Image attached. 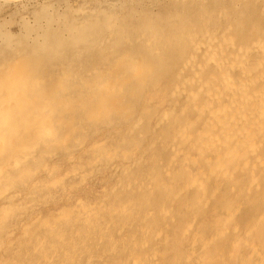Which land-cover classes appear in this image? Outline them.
<instances>
[{
    "label": "rangeland",
    "instance_id": "obj_1",
    "mask_svg": "<svg viewBox=\"0 0 264 264\" xmlns=\"http://www.w3.org/2000/svg\"><path fill=\"white\" fill-rule=\"evenodd\" d=\"M184 2L185 0H0V227L11 228L12 235L9 237L11 246H17L18 242L15 244L14 241L17 240L16 238L21 236V240L19 242V244H22L21 252H24L23 250L26 248H31V246L37 243L38 239L41 238V230H44L46 224L49 225L52 223L51 221H57L58 219L60 221L58 216L59 213L61 211L64 212V210H67V208H70L71 204L75 202L77 198L80 199L82 206L85 204L84 207L102 202L105 208L103 212L104 214L102 216L103 220H108L110 217H112L116 212L115 208L121 206H119V204L127 205L129 203H133L134 201L132 199H137L135 203L138 204L139 202L142 206L146 207L151 206L150 208H152L153 205H159L168 202V200L164 198L166 193L164 191V187L169 178L164 174H156V172L152 170L151 166L154 165L157 159L158 161H156L155 164L161 163V160H168L170 156H172L170 149L165 146L169 142V138H171L172 134L170 132H173L175 127L178 126L179 122H184V120H182L183 118H185V122L191 119L194 120L197 108H195V105L190 106L189 111L191 113L189 112V114H187L188 119L186 118V114H178L175 121L169 122L166 120L165 122L164 120L163 125L161 122V124L158 125V123H156V119H158L161 113L164 112L163 110L169 109L170 107L178 109L184 104L186 101L184 97L181 95H174L172 94V91H174L176 84H179V81L183 78V76L187 75V73L183 72L180 75L181 77L179 76L176 79H172L170 76L171 67L166 65V59L164 57V66L162 62H148L149 65H144V63H142L144 69L146 70L142 69V67V70L139 69L138 71L139 73L143 72V77H141L142 75L140 74L138 75V72H135L133 75L126 74L122 76L119 75L120 67H117L115 62H117V60H122V62L128 61V56L134 51L131 50L129 45H126L124 42L125 35H129V37L126 39L131 43L133 42V39L135 40L143 37L142 45H140L139 48L144 49V46L146 48L148 45L147 42L149 41V44L151 43L149 39L151 37H149L150 30L142 31L143 29H147L144 27L148 24L152 26L153 23L156 27L158 25V21L163 16L172 12V10L177 6L180 7ZM187 2H189L188 5L197 12L200 5L206 4L207 7H209L208 9L211 11V16H213L210 20L212 24H221V22L226 18L221 19L219 17L216 18L215 16L218 15V12L221 10H224L225 8V10H227L229 8L228 11L230 14V20L233 21V19L236 18V20L240 19L243 21V23H241L242 29H239V31H237L238 33L235 32L234 34L236 39H239V36H250L251 29L255 25H257V32L261 33L264 31V10H262L264 5L263 0H254L252 2L241 0V3L238 5L239 7L235 5L234 7L231 5L230 0H189ZM111 13H115L114 16L119 18V25H121L123 33L118 36L114 31L115 34H113L110 39H106L105 45H108V55L107 58L101 59L97 56L95 49H92L91 46L92 44L98 45L101 39H104L105 35H107L108 30L106 29L109 25V17L113 15ZM231 13L234 18L231 16ZM233 13H235V15H233ZM196 14L198 15V13ZM56 27L63 29V40L61 37H59L60 35H53L52 32L55 31L54 29H56ZM47 29L49 33L47 32ZM50 29L52 32H50ZM64 33H69L68 36L70 37L71 42L64 39ZM140 35L141 37H139ZM43 36L48 37V39L50 38L49 40L52 45L51 49H54L56 46H59L60 48L62 47L61 49H63V52L61 49H59L57 52L60 54V57L55 56L57 53L53 54L51 50L46 51L47 54L46 52L44 53L43 48H40V46L37 45V38H43ZM81 36L82 42L79 43L78 38ZM146 37L148 40L145 39ZM123 42L125 44H123ZM81 43H83L85 46L82 47L83 44ZM8 46L11 48H8ZM177 48L178 49H175L170 56H166L168 57L167 60L169 59L170 61L174 60L177 62L182 57H185L187 50L189 51V47L187 46L182 50L181 46H178ZM17 51L18 53H15ZM65 62L74 66L75 77H65L64 66L63 68L61 67L62 65L66 64ZM147 71L148 73H146ZM60 81H62L61 84L63 86L60 84ZM116 82L119 86L116 87L114 92L111 91V93L113 92V97H107L105 93L106 91L103 89L104 86L107 84L109 85L110 83L115 84ZM40 83H43L46 86L41 88ZM120 83L122 85H120ZM186 84L188 89L195 87L194 83ZM57 87L59 88V91ZM53 94L54 97H51ZM72 95H75V98H71ZM103 100H106L104 111L98 112L96 106H98V104ZM138 114L144 115L145 123L143 121L144 124L142 123V126L144 125L143 128L147 131L141 130V126L139 128H132L130 126L132 124L133 118ZM157 115L158 117H156ZM188 115L191 117L190 119ZM90 117V120L93 119L92 123H88L86 121ZM203 118L204 115L199 120H197L199 122L198 124H200V121H202ZM197 121L195 124H197ZM52 122L61 124V131L58 134L54 133L55 136L53 134L49 137L45 136V134L50 131L48 129L51 128L50 125ZM174 124L176 125L172 127ZM195 124L194 128H191L193 134H196L194 131L196 128L198 129L199 126L197 124L196 127ZM168 125H170V127ZM133 129H135V132ZM142 132L145 137L140 135ZM155 132H157V134ZM25 134L27 136H25ZM150 135H153L154 139L158 138L157 142H154V144L150 142V140H153V136L151 137ZM31 136L34 137V139H32ZM50 137L55 139L53 144L48 143L47 139H50V141L52 140ZM120 138H126L129 141L133 140V143L128 142L129 144L126 146L123 153H117L115 150H113L115 140ZM141 139H143L142 143L139 142ZM73 140L77 141L78 150L77 152H74L75 154H70V150L68 149L67 145L69 141ZM138 143L140 144L138 145ZM139 146H141V148ZM148 146L151 147L149 148ZM263 149L264 146L257 154L264 155V151H262ZM139 153H143L144 158L147 159L146 163L132 166L131 169H133L134 172L131 170H122V161L119 160L121 159L120 156L132 159L133 157L135 158L140 155ZM146 154H149V156ZM16 155H19L17 161H15ZM42 155L46 157V160H43L44 157ZM113 155H115L114 159ZM116 160L117 162H115ZM252 160L254 161V158ZM113 162L118 163L115 165L116 167L118 166L117 169L113 165ZM150 163L151 166L149 165ZM147 165H149L151 169H149ZM172 166H174V169L176 167V172L179 168V176L184 175L185 169L181 168L183 169L181 170L180 167L175 163ZM257 167L258 166L254 167V169L256 168L257 172L253 171V173L259 178V180L262 177V182L257 188H249L246 186L248 180L246 178L245 184L244 178L246 176L250 177V174L246 175L247 172L245 170H238L234 173L235 178L237 177L235 180L237 182L236 187L239 184L237 187V192L240 193L237 194L243 201L239 214H237L232 220V227L229 228L225 233L221 234L220 238L218 239V243L221 240L222 242L219 244L217 243V249L215 247L216 245L213 248L211 247L214 251L216 250L217 253H219V250L222 248L224 243L229 242L228 240H233L237 236L236 231H238L241 227L244 228L248 220L253 219L254 216L256 217L260 211H264V166L259 168ZM259 169L260 171H258ZM240 171L243 172V174L240 173ZM128 173L133 177L130 176L129 178ZM237 174L238 176H236ZM239 174H241V176H239ZM136 175L138 177L142 175L143 177L141 176V179L146 176L149 177L150 175V180L159 184L157 186V191L152 196H146L144 189H142L143 192L141 190H137L139 194L137 192L131 194L129 192V194L116 193L112 189L114 186V181L116 182L120 180L124 183H132L136 180L139 181L140 177L138 178ZM51 176L56 177L54 185L52 183L53 180ZM128 180L129 182H127ZM34 181L36 182V186L42 188L41 194L43 197L28 200L25 198L24 200H27L26 202H28V204L24 202L14 210H12L13 206H7L8 208L4 207L5 202L3 200V194L9 193L12 195H18L19 192L25 193V190H27L29 186H32L31 184ZM160 183L164 187L160 186ZM52 185L53 188L51 189L50 187ZM78 186H83L85 193H83L80 197H76L74 193ZM226 188L228 189L226 190ZM195 191V187H190L182 193L183 195L181 194L184 199L179 198L181 197L180 194L178 195L179 197L177 196L176 209L173 211L174 215L172 214L174 217L164 218L158 213H154L153 220L157 217L159 223L156 218V221H152L151 224L155 225V227L162 226L165 228L168 241L158 244L156 238L149 236L148 234H146V240L148 242L147 245L161 246L159 247V252L161 253L160 260L163 263L169 264L176 259L175 257L183 254L182 251L185 242L188 240V235L185 236L181 234L184 221L187 219H192L191 216H193V218L195 216V225L204 224L207 225L209 229H212L214 223L217 222L219 217V203H221L229 194L235 192L236 189H233L230 186L228 187L227 184H221L219 190L220 195L218 197L219 199L213 198L210 200V203H213V205L209 203L208 206L211 205L210 207H207L209 211L205 209V212L204 209L199 210L198 208L195 209L193 207L190 208L191 210H180V207L183 206L180 203L186 202L184 206H192L191 202L195 199L194 196L197 193V191ZM246 194L248 195L246 196ZM254 197H257V199ZM252 198H254V201ZM255 201L259 202L256 203ZM250 205L253 207L251 208ZM177 207H179L178 210ZM257 208L259 209L257 210ZM178 211H180V214H178ZM132 213L133 216L131 215L130 217L128 216L129 214L126 216H120V220L123 218L127 220L126 221L123 219L120 221L121 223L127 222V225H125L124 229L125 233L123 232L121 235L116 233V230L113 228L116 226L114 224L110 230L107 229L106 232L102 235L100 234V236L97 234V230H95V227H97L95 224L91 226L89 224L92 223H88L89 226H85L86 229H81L84 227L82 221L84 222L85 217L78 215L81 217L80 219V217L78 218L77 216V219L79 220V228L77 229L78 232H76L77 230H73L74 227H70L67 224H65L67 226L62 228V232L65 231L64 234L69 232L68 234L66 233L65 236H63L62 233V242H60V244H63L64 240L65 243L68 240L69 244H66V247L56 246L52 249V251L51 249L49 251V249L45 248L48 245V243L46 244L45 242L43 243L44 245H41V248H37L34 253H40L43 250H47L48 253L52 254V252L54 253V250H56L58 253H61L59 254L61 257L56 260L57 264H65L66 262H70V264H82L84 263L82 260L88 254H92V256L94 255L95 257H105L103 260H98V258H96L95 260L91 261V264H114L118 258H125L130 248L117 246L115 248L116 252L114 251V254L108 255L110 245H116V242L119 245L122 242L124 243L127 241H132V238L140 239V237H143L145 233L146 228L144 230V226L142 227L140 226V223H137V218L140 216L139 210H135ZM194 214H196L197 217ZM200 216L204 219V223ZM208 216H210L211 221L208 220ZM23 217L30 218L31 221H33L31 225L27 224L26 227L25 224L21 223L20 220ZM36 219L37 221L35 222ZM17 220L19 222H17ZM131 220H133V224L131 223ZM163 220L165 221L163 222ZM207 220L208 222L205 224ZM236 221L241 225V227ZM236 224H238V227H234L237 226ZM129 225H131V227ZM22 227H25L23 228V231L26 228L28 229L29 233H27L26 237L21 235V233H23V231H21ZM75 227L77 228L78 226ZM231 229L233 233H230L232 232L229 231ZM85 231L91 233L87 234V238H89L88 242L90 241V244L88 242L83 243V247V245H81L82 243L80 244L78 241L79 238L77 236L84 234ZM93 231L96 233H93ZM108 231L109 234L112 235L111 237L108 234ZM174 231L178 232L174 233ZM75 234L77 238L74 236ZM96 234L98 236H96ZM232 235L233 238L231 239ZM32 237L33 239H36L33 240ZM100 237L102 239L99 240V245H97L95 240ZM169 238L173 239L170 240ZM223 238L225 239L223 240ZM104 240L106 242H104ZM69 241H78V243H76L75 251L70 250L69 245H72V242ZM110 242L112 244H110ZM173 242H175V244ZM179 242L181 244H179ZM106 243L110 245H107ZM86 246H88V248ZM130 247H133L132 252H135L134 254L138 253L139 255L141 254L140 256H144L145 252L143 249H139L138 246L134 245H130ZM163 247L166 248L162 249ZM13 251L14 248L12 250H7L3 247V245H0V263L15 264L14 262L16 260L13 259H16V253H12ZM243 251L236 255L237 259H241V254H243ZM167 252H169V254H165ZM120 253L122 255H120ZM173 253H175L174 258ZM12 255H14V258L11 257ZM28 255L30 254H27V256ZM83 255H85L84 258ZM162 255H165L164 258ZM227 257L228 256L225 255L224 258ZM5 258L9 260L7 261ZM71 258L72 260H70ZM162 258L166 259L163 260ZM169 258L173 260H170ZM24 261L26 263V258ZM22 264H24V262H22Z\"/></svg>",
    "mask_w": 264,
    "mask_h": 264
},
{
    "label": "bare ground",
    "instance_id": "obj_2",
    "mask_svg": "<svg viewBox=\"0 0 264 264\" xmlns=\"http://www.w3.org/2000/svg\"><path fill=\"white\" fill-rule=\"evenodd\" d=\"M187 1H189V0H185V2L180 7L177 6L176 8H174L172 10V12L163 16L158 21V25L156 27L154 26V23L152 26L150 24H148L147 26L144 27L147 29H143L142 31H144V30L149 31L150 30V36L149 37H151V38H149L151 43L149 44V41H148L147 42L148 45L146 46V48H145V46H144V49L139 48V46L142 45L143 37L135 39V40L133 39V42L131 43V42H129V40L127 41V39H126L129 37V35L128 36L125 35L124 42L126 43V45H129L131 50H134V51L132 52L131 55L128 56L129 57L128 61L122 62V60H117V62H115L116 66L120 67V71H119L120 74L119 75H122V76L126 75V74L133 75V74H135V72H138L137 74L138 75L140 74V75H142L141 77H143V75H144L143 72L140 71L142 73H139V71H138L139 69L140 70L144 69L142 63H144V65H145V64H148V62H150V63L151 62H153V63L162 62L163 66H164V62H163L164 57L166 59V65H169L171 67L170 76L172 79L178 78L183 72L187 73V75L183 76V78L179 81L180 83L179 84L177 83L178 85L176 84L174 91H172V94L181 95L184 97V99L186 101L184 102V104L181 107H179L180 109L170 107L169 109L163 110L164 112H162L161 115L159 113L160 117L158 119H156V123H158V125H160L162 123V125H163L164 120H165V122H166V120H168L169 122H173L177 119L176 117L178 114L179 115L180 114H186V118L188 119L187 114H189V112H190L189 109H190L191 105H195L196 107L195 106L194 107L197 108L196 112H195L196 114L194 116V120L191 119V120H188L185 122V118H183L182 120H184V122L183 121H182V123L179 122L178 126H176L174 130L172 129L173 132H170L172 134L171 138H169L170 139L169 142L165 145L166 147H168L170 149V151L172 153V156H170V158L168 160H161L162 161L161 163L155 164L156 161H158V159H157L155 161V163L151 161L152 163H154V165L151 166V163L149 164L151 166L152 170L154 172H156V174H158V175L164 174V175H167V177L169 178L167 180V182L165 183V187L162 186V184L160 183L161 184L160 186L164 187V191L166 192L164 195L165 196L164 198L166 200H168V202H165V203L159 204V205H153L152 204L153 206H152V208H150L151 206H149V207L142 206L139 202H138V204L135 203L137 201V199H132L134 201L133 203H129L127 205L119 204V206L120 205L121 206L118 208H115L116 209L115 214L112 217H110V215H109L110 218L108 220H103L102 216L104 214L103 212H104L105 208H104V205L102 202H98V203L84 207L85 204L82 206L80 199L77 198L76 201L71 204L70 208H67V210H64V212L61 211L59 213L58 216L60 218V221H59V219L57 221L56 220L51 221L52 223H50L49 225H47L45 223L46 227L44 228V230L42 228H41L42 230L40 229L41 230V234H40L41 238H39V236H38L39 239H38L37 243L32 245L31 248L25 247L26 249L23 250L24 252H21L22 244H19V242L21 240V236H19L18 238L15 237L17 240H15L14 243L16 244V242H18L17 246H13V245L11 246V241L9 239V237L12 235L11 228L10 227L9 228L8 227L7 228L6 227H0V231H1V233H0V245H3V247L7 250L8 249L12 250L14 248V251L12 253H16L15 254L16 259H13V260H16L14 262L15 264H22V262H24V264H26V263L29 264V262H30V264H57L56 260L61 257V256H59V254H61V253H58L56 250H54V253L52 252V254L48 253L47 250L46 251L40 250L41 252L40 253L35 252L36 254L34 253V251L37 250V248H39L41 245L43 246L44 245L43 243H45V242H46V244L48 243V245L46 247L45 246L44 247L49 249V251H50V249L52 251V249L56 246L61 247V246H65L66 244H69L68 240L66 241V243L64 240L63 241L64 243L60 244V242H62L61 238L63 236H65V234L67 233L66 232L64 234L65 231L62 232V228L64 226H67V225L70 227H74V228H76L75 226H78L76 229L73 228V230L76 231L79 228V225H78L79 220L77 219L78 215H82L83 217H85L84 222L82 221V224L84 227L87 226L88 223H92V224H89L91 226L93 224H95L97 226V227H95L96 228L95 230H97V234H99V236H100V234L101 235L104 234L107 229L110 230L114 224L116 226H114L113 228L116 230V233L121 235L124 232L125 225H127V222L121 223L120 221H122L124 218L122 220H120V216L121 215L126 216L128 214H129L128 215L129 217L131 215L133 216L132 212H134L135 210H137V211L139 210V213H140L139 218H137L138 219L137 223H140V226H142V227L144 226L143 227L144 230L146 228L143 237H140V239H138V238L133 239L132 238V241H127L124 243L121 241L122 243L119 242L120 243L119 245L117 244V242H116V245L112 244L111 243L112 241L110 242V244H112V245L106 243L107 245H110L108 255L114 254L115 248L117 246L118 247H126V248L129 247L130 249L127 252V255L125 254L126 257L122 258V259L118 258L114 264H167V263H163L160 260L161 259V253L159 252V247H161V246L147 245L148 242L146 240V234H148L149 236L155 237L158 244L159 243L162 244V243H165L166 241H168V237L166 235L165 228H163L162 226L155 227V225L151 224L152 221L154 222V220L157 218L156 217L153 220L154 213L156 212L159 215L163 216L164 218L165 217H174V216H172V214H173V211L176 209L175 208L176 202H177L176 199L179 197L178 195L180 194V196H181V194L190 187H195V189L197 191V193L195 194L196 197L194 196L195 199L193 198L194 200L193 199H192L193 201L191 200L192 206H190V207L188 205L184 206V204H186V202L180 203V201H179V203L183 205L182 207H180V210L181 209L191 210L190 209L191 207H193L195 209L198 208L199 210L204 209V211H205V209L208 210L207 207H210L211 205H213V203H210V200L213 198L219 199L218 197L220 195L219 190H220L221 184H227L228 187L230 186L231 188L236 189V191L229 194L221 203H219L220 205L216 203L217 205H219L218 206L219 207V209H218L219 210V212H218L219 217H218L217 222L214 223V226L212 229H209V227L207 225H204V224L203 225L202 224L201 225L200 224L195 225L194 224V222L196 221L195 216H194V218H193V216H191L192 219H187V220L185 219L186 221H184V223H183L181 234H183L185 236L188 235V240H187V242H185V245H184V248L182 251L183 254L182 255L178 254L180 256L175 257L176 258L175 260L169 258L170 260H173L169 264H264V244H263V239H264V211H260L256 217L254 216L256 214H254L253 215L254 218L252 217L253 219L248 220V222L246 223L244 228H242L241 225L236 221L242 229L239 227L240 229L238 230V228H237V230H238V231H236L237 236L233 240H228L229 242H226L222 245V248H221L222 250L220 249L221 253H220V250H219V253H217L216 250L214 251L212 249L215 245H216L215 247L217 249L218 239L220 238L221 234L225 233L229 228L232 227V225H231V223H233L232 220L237 214H239L240 207L242 205L243 200L241 198H239L238 194L240 192L239 193L237 192V187L239 184L236 187L237 182L235 180L237 177L235 178L234 173L238 170H242V171L245 170L247 172L246 175L250 174V177L246 176L244 178L245 179L244 183H245L246 178H247L248 181H247L246 186L249 188L250 187H256L257 188L260 185V183L262 182V177L259 180V178L256 175H254L253 171H256V168L254 169L255 166H258L257 168L264 166V155L257 154L259 152V150H261L262 147L264 146V31H262V32L260 31L261 33L257 32L256 31L257 25H255L251 29V35L250 36L249 35L248 36L247 35L241 36V37L239 36V39H236L234 37V34H235V32L239 31V29H242L241 23H243V21L240 19L236 20V18H234L232 16V13H231V16L234 19H233V21L230 20V14L228 11L229 8L227 10H225L226 8L224 10H221L220 12H218V15L214 14V15H216L215 16L216 18L217 17H219L221 19L226 18L221 22V24L219 22H218L219 24H214V23L212 24L210 22V20H211V17H213V16H211V11H210V9H208L209 7H207L206 4L200 5V7L198 8V12H197L195 9L193 10V8L188 5L189 2H187ZM247 1L252 2L254 0H247ZM263 2H264V0H263ZM239 3H241V0H230V4L233 6L235 5V6L239 7L238 6ZM262 10H264V5L262 7ZM196 13H198V15ZM111 14H113V15L109 17V25H108V28L106 29V30H108L107 35H105L104 39L103 38L101 39V41L98 45L92 44V46H91L92 49H95L97 56L101 59L107 58V55H108V47H107L108 45L107 46L105 45L106 39H110L112 37V35L115 33H117L118 36H120L123 33V31H122L123 29L121 28V25H119V18L117 16H114L115 13H111ZM233 15H235V13H233ZM232 17H231V19H232ZM143 19H144V17H143ZM212 19H214V18H212ZM147 21H149V20H147ZM145 23H146V20H145ZM111 28H114V29H111ZM54 30L55 31L52 32L50 29V32H52L54 36L60 35L59 37H61V39L63 40V29L60 27H58V28L56 27V29H54ZM114 31H115V33H114ZM47 32L49 33L48 29H47ZM132 33H134V32H132ZM136 33H138V32H136ZM64 34H65L64 39L71 42L70 37L68 36L69 33H64ZM139 34H140V32H139ZM135 35H133V36H135ZM139 37H141V35ZM147 37L145 39L148 40ZM81 38H82V36L78 38L79 43L82 42ZM49 39H48V37H44V36H43V38H37V40H36L37 45L40 46V48H43L44 53L46 51L51 50V52L53 54H56L59 51V49H61L62 47L60 48L59 46H56L55 48L53 47L54 49H51L52 45H51V42ZM124 42H123V44H125ZM81 44H83V43H81ZM84 46L85 45L83 44L82 47H84ZM178 46L179 47L181 46V50L183 48H186V46L189 47V51L188 50L186 51L187 54L185 55V57H182L177 62L172 60V58H171L172 61H170L169 59L167 60L168 57H166V56H168V55L170 56L175 49H178L177 48ZM8 48H11V47L8 46ZM61 50L63 52V49H61ZM40 52H41V50H40ZM15 53H18V51ZM168 53H170V54H168ZM46 54H47V52H46ZM55 56L60 57V54L57 53ZM87 64H89V63H87ZM63 66H64L65 77H68V76L75 77V75H74L75 68L73 65L66 63V64L62 65L61 67L63 68ZM146 67H147V65H146ZM144 70H146V69H144ZM146 73H148V71ZM61 82L62 81H60V84H61ZM186 83H188V84L194 83L195 87L188 89L186 86L187 85ZM40 84H41L40 85L41 88H44L46 86L43 83H40ZM120 85H122V84L120 83ZM117 86H119V85H117V82L115 84L110 83L109 85L107 84L106 86H104L103 89H104V91H106L105 93H106L107 97H113V92ZM58 87H60V86H58ZM189 87H191V86H189ZM58 91H59V88H58ZM111 91H113V92L111 93ZM7 92H9V91H7ZM36 92H37V90H36ZM168 94H170V93H168ZM51 97H54V94ZM73 97L75 98V95L71 96V98H73ZM100 103L98 104V106H96V109L98 112L104 111V107H105L104 105L106 103V100H103ZM111 105H112V103H111ZM203 115H204L203 120L200 121V124H198L199 122L197 120H199ZM156 117H158V115ZM181 118H182V116H181ZM190 118L191 117L189 116V119ZM90 119H91V117L88 120H86V119L85 120L88 123L89 122L92 123L93 119L92 120H90ZM143 121H144V115L138 114L133 118L132 124L131 125L129 124V125L132 128H139L141 126L140 129L145 131L146 129L143 128L144 125L142 126ZM196 121H197V124L199 126H198V129L196 128L194 131V132H196V134H193L191 131V128H194V124L196 123ZM144 123H145V121H144ZM177 123H178V121H177ZM197 124H195V126ZM175 125L176 124L172 125V127H174ZM50 126H51V128L48 129L50 131L47 132L45 134V136L49 137L52 134L53 135H54V133L58 134L61 131V129H60L61 124H57V123L52 122ZM168 126L170 127V125H168ZM133 130L135 132V129H133ZM169 131H171V130H169ZM155 133L157 134V132H155ZM153 134H154V132H153ZM140 135H143V132ZM25 136H27V135L25 134ZM136 136L138 137L137 134H136ZM143 136L145 137V135H143ZM158 136H160V135H158ZM32 139H34V137H32ZM37 139H36V141H37ZM51 139H52L51 141H50V139H47L49 144H53L55 141L54 138H51ZM157 139L158 138L154 139V136H153V140H150V142H152L154 144V142H157ZM139 140H140V138H139ZM142 140L143 139H141V141H139V142L142 143ZM161 140H160V142H161ZM128 142L133 143V140L129 141L126 138H120L118 140H115L113 150H115V152H117V153H123L126 146L129 144ZM139 144L140 143H138V145ZM32 145H33V143H32ZM67 146H68V149L70 150L69 151L70 154H72V153L75 154L74 152H77V150H78L77 141H75V140L69 141ZM139 147L141 148V146H139ZM136 149H137V147H136ZM262 151H264V149ZM145 153H147V152H145ZM149 153H152V152H149ZM171 153H170V155H171ZM135 154H136V152H135ZM14 155H13V157H14ZM20 155H21V153H20ZM146 155L149 156V154H146ZM18 156L19 155L15 156V161L18 160ZM114 157H115V155H113V159H114ZM120 158L121 159H119V160L122 161V164H121L122 170L124 169V171L125 170L126 171H129V170L133 171V169H131L132 166L139 165V164L142 165V164L146 163V161H147V159L144 158L143 153H141L140 155H138L135 158L133 157L132 159L131 158L128 159L127 157L125 158L123 156H120ZM155 158H153V159H155ZM253 158H254V161L252 160ZM161 159H162V157H161ZM43 160H46V157H44ZM163 161H165V162H163ZM115 162H117V160ZM10 163H11V161H10ZM119 163H121V162H119ZM174 163L176 165H178L180 167V169L181 168L185 169L184 170L185 173L183 176L178 175L179 168H178L177 172L175 170L176 167H175V169L173 168L174 166H172V165ZM117 164L118 163H114L113 165L115 166ZM149 165H147V166L149 167ZM117 167L115 166L116 169H117ZM14 168H15V166H14ZM151 168L149 167V169H151ZM183 169H181V170H183ZM258 171H260V169ZM7 172H9V171H7ZM115 173H117V172H115ZM240 173L243 174V172H241V171H240ZM124 175H126V174H124ZM130 176L131 175L129 174V178H130ZM141 176H139L140 177L139 181H137V180L134 182L131 181L132 183H124V182L116 179L118 181H116V182L114 181V184H113L114 186L112 189L116 193H128L129 192L130 194L137 192V190L142 191V189H144V191L146 192L145 193L146 196L147 195L152 196L157 191V186L159 184L157 182H155V183L152 182L150 180V178H151L150 175H149V177L146 176L142 179H141ZM144 176H145V174H144ZM236 176H238V174ZM239 176H241V174H239ZM131 177H133V176H131ZM51 178L53 180L52 183L54 185L56 177L51 176ZM160 181H161V179H160ZM127 182H129V180ZM163 183H164V181H163ZM31 185L32 186H29L27 190L24 189L26 191L25 193L19 192L18 195H12L9 193L3 194L2 195L3 200L5 202L4 207L8 208L7 206H13L12 210H14V209L18 208L21 204L26 202L28 199H36V198L43 197V195L41 194L42 188L36 186L35 181ZM53 185L50 187L51 189L53 188ZM240 188H241V186H240ZM227 189L228 188H226V190ZM238 190H241V189H238ZM231 191H232V189H231ZM74 193H75L76 197L82 196V194L84 193L83 186L82 187L78 186ZM141 195H142V193H141ZM185 195H186V193H185ZM247 195L248 194H246V196ZM181 197H179V198L184 199L183 196H181ZM188 197H190V196H188ZM257 197H254V198L257 199ZM25 198H27V200H24ZM164 198H163V200H164ZM254 198H252L253 201H254ZM16 199H19V200H16ZM138 200H140V199H138ZM258 200H259V198H258ZM120 201H122V200H120ZM245 201H244V203H245ZM258 202H256V203H258ZM26 203L28 204V202H26ZM187 203H188V201H187ZM209 203L211 204L210 206H208ZM252 207L253 206H251V208ZM178 208L179 207H177V210H178ZM195 209H193V210H195ZM258 209L259 208H257V210ZM215 210H217V209H215ZM257 210H256V212H257ZM11 212H13V211H11ZM184 212H185V210H184ZM186 212H187V210H186ZM6 213H7V211H6ZM108 213H110V212H108ZM3 214H4V212H3ZM68 214L71 216H69ZM178 214H180V211H178ZM194 215H196V214H194ZM202 216H203V214H202ZM79 217L80 216H78V218ZM134 217H136V216H134ZM163 217H162V219H163ZM196 217H197V215H196ZM207 218H208V220L211 221L210 216H208ZM80 219H81V217H80ZM124 220H126V219H124ZM198 220H200V219H198ZM208 220L206 221L205 224H207ZM20 221H21V223L25 224V226L27 224L31 225V223L33 222V221H31L30 218H25V217H23ZM36 221H37V219L35 220V222ZM157 221L159 223L158 218H157ZM164 221L165 220H163V222ZM202 221L204 223V219ZM4 222H8V221H4ZM17 222H19V221L17 220ZM132 222H133V220H131V223ZM65 224H67V225H65ZM170 224H171V222H170ZM238 224H236L237 226H234V225L233 226L238 227ZM5 226H7V225H5ZM129 226L131 227V225H129ZM84 227L81 229H86V227L85 228ZM23 228H25V227H22V230L21 229L20 230L23 231ZM66 230H68V229H66ZM89 230H90V228H89ZM139 230H141V229H139ZM34 231H33V233H34ZM36 231H37V229H36ZM86 231L84 232V234L77 236L79 238L78 241L80 242V244L82 243L81 245H83V247H84L83 243H87L88 239H89V238H87V234L89 232H86ZM179 231H181V230H179ZM229 231H232V229ZM76 232H78V230ZM94 232L95 231H93V233ZM112 232H113V230H112ZM177 232L178 231H174V233H177ZM27 233H29V232H28V229L26 228V229H24L23 233H21V235L26 237ZM62 233H63V236H62ZM230 233H233V231ZM76 234L74 235L75 237H76ZM89 234H91V233H89ZM97 234H96V236H98ZM108 234H109V231H108ZM141 234H142V232H141ZM78 235H79V233H78ZM109 235H110V237L112 236L111 234H109ZM34 237H37V236H34ZM71 237H73V236H71ZM30 238H31V234H30ZM51 238H54V239H51ZM182 238H183V236H182ZM232 238H233V235H232L231 239ZM28 239H29V237H28ZM28 239H26V240H28ZM32 239H33V237H32ZM34 239H36V238H34ZM101 239L102 238L100 237V238L95 240L97 245H99L98 243H99V240H101ZM171 239H173V238H171ZM224 239L225 238H223V240ZM13 240H14V238H13ZM30 241H31V239H30ZM78 241H76V242L69 241V242H72V245H69V248L71 251H75L76 243H78ZM22 242H24V241H22ZM25 242H27V241H25ZM104 242H106V241L104 240ZM221 242H222V240L219 243H221ZM12 243H13V241H12ZM32 243H33V241H32ZM88 243L90 244V241ZM154 243H155V241H154ZM173 243L175 244V242H173ZM169 244H170V242H169ZM169 244H167V245H169ZM176 244H178V243H176ZM179 244H181V243L179 242ZM182 244H183V242H182ZM130 245L131 246L132 245L138 246L139 249H143L145 252L144 256H140L141 254L139 255L138 253L134 254L135 252L134 253L132 252L133 247H130ZM86 247L88 248V246H86ZM171 247H173V246H171ZM165 248L166 247H163L162 249H165ZM134 249H135V247H134ZM242 251H243V254H241L242 255L241 259L240 258L237 259L236 255L241 253ZM136 252H137V250H136ZM169 252H167L165 254H169ZM19 253H21V254H19ZM27 254H30V255L27 256ZM174 254L175 253H173V258H174ZM120 255H122V254L120 253ZM225 255H227L228 257L224 258ZM84 256L85 255H83V258H84ZM162 256L164 258L165 255H162ZM11 257L14 258V255H12ZM116 257H118V256H116ZM25 258L27 260L26 263L24 261ZM96 258H98V260H103L105 257H103V256H96L95 257L94 255L92 256V254H88L82 260L84 262L82 264H91L92 263L91 261L95 260ZM165 259H163V260H165ZM169 259H167V260H169ZM5 260H7V259L5 258ZM70 260H72V258ZM65 264H70V262H66Z\"/></svg>",
    "mask_w": 264,
    "mask_h": 264
}]
</instances>
